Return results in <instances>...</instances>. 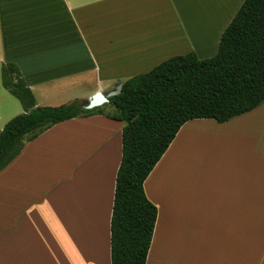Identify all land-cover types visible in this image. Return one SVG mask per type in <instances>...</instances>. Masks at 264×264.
<instances>
[{
    "label": "crops",
    "instance_id": "obj_1",
    "mask_svg": "<svg viewBox=\"0 0 264 264\" xmlns=\"http://www.w3.org/2000/svg\"><path fill=\"white\" fill-rule=\"evenodd\" d=\"M244 2L0 0V106L11 94L6 63L37 106H56L96 102L175 56L210 58ZM253 115H264V102L179 130L144 183L158 209L146 264H264V133L251 159L224 154L219 138ZM124 125L106 115L58 123L0 172V264H112Z\"/></svg>",
    "mask_w": 264,
    "mask_h": 264
},
{
    "label": "trees",
    "instance_id": "obj_2",
    "mask_svg": "<svg viewBox=\"0 0 264 264\" xmlns=\"http://www.w3.org/2000/svg\"><path fill=\"white\" fill-rule=\"evenodd\" d=\"M1 76L24 112L0 129V172L27 142L58 123L93 115L125 123L111 221L112 264H146L158 209L144 183L179 130L193 119L224 123L264 102V0H245L214 56H175L126 80L121 92L108 98L113 113L89 108L82 100L37 106L16 64H3Z\"/></svg>",
    "mask_w": 264,
    "mask_h": 264
},
{
    "label": "rangeland",
    "instance_id": "obj_3",
    "mask_svg": "<svg viewBox=\"0 0 264 264\" xmlns=\"http://www.w3.org/2000/svg\"><path fill=\"white\" fill-rule=\"evenodd\" d=\"M86 89L87 88L83 90L86 91ZM116 89L117 88L113 89V91H115ZM7 97H9L8 101L6 103H1L0 106V111L4 113L5 116L4 118L5 123L4 121H0V129H3L5 125L9 122V120L15 117L11 115L12 114L11 109L14 105L12 103H15L16 101L21 107V111H22L21 113L24 112L23 106L21 105L20 101L17 98L11 96V94H9V96ZM56 106H60V105H56ZM94 108L102 109V111H104L105 113H113L115 111L113 106L109 103V101L106 100H102ZM255 116L256 115L249 116L247 118L245 117L226 128L222 127L223 129L230 130L229 133H224L223 135H221V137H219L221 138V140L224 141L222 143L224 154L229 155L231 153L237 155L239 159L242 158L251 159L253 152H255L252 149L254 145V141L257 140L256 137L259 134L264 133V115L257 118ZM245 143L247 144V146H244ZM227 144H229L230 148L227 147Z\"/></svg>",
    "mask_w": 264,
    "mask_h": 264
},
{
    "label": "water",
    "instance_id": "obj_4",
    "mask_svg": "<svg viewBox=\"0 0 264 264\" xmlns=\"http://www.w3.org/2000/svg\"><path fill=\"white\" fill-rule=\"evenodd\" d=\"M122 85H123V84L119 85L115 91L109 93V94L106 95V96H105V95H102V94H99V95H98V98L96 99V102L88 103V104H89L88 107H89V108H93V107L97 106V105L99 104V102H101L102 100L109 101L108 98H109L110 96L117 95L118 93L121 92V90H122Z\"/></svg>",
    "mask_w": 264,
    "mask_h": 264
}]
</instances>
